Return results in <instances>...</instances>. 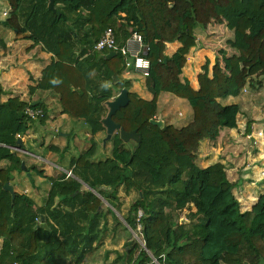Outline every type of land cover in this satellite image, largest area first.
Wrapping results in <instances>:
<instances>
[{"label": "trees", "instance_id": "1", "mask_svg": "<svg viewBox=\"0 0 264 264\" xmlns=\"http://www.w3.org/2000/svg\"><path fill=\"white\" fill-rule=\"evenodd\" d=\"M3 1L10 10L0 24L26 34L51 54L29 92L38 89L57 97L60 112L84 121L94 136L105 130L102 120L113 90L118 93L125 88L128 103L112 119L125 131L135 129L140 140L123 141L116 130L102 140L111 141V155L96 162L89 159L95 152L93 142L70 161L75 177H65L62 171L54 177L24 161L30 177L50 180L44 204L35 209L27 195L14 192L12 198L2 188L10 169H0V264H80L104 230L105 214L116 218L113 208L119 210V185L137 189V200L124 220L135 233L140 225L143 241L142 247L134 242L124 253L127 264H264V192L250 209L241 210L233 192L236 182L225 180L223 165L202 166L197 156L202 139L216 137L222 127L236 126L238 108L220 99L237 95L252 76H264V0H209L205 17L224 22L229 32L225 42L237 54L224 57L223 67L217 56L210 67L205 59L196 88L179 77L189 50L197 46L194 30L205 29V23L197 19L194 0H184L186 6L168 21L173 22L171 36L157 33L153 37L148 35L141 0H53L54 10L48 8V0ZM164 1L167 11L178 8L176 0ZM107 27L120 42L133 31L141 35L148 47L142 54L150 61L145 79L151 99L129 91L130 80L121 77L126 69L118 52L104 57L107 53L92 50ZM162 40H176L180 46L166 56ZM0 46L4 47L1 38ZM161 91L185 98L192 120L181 128L152 124ZM4 94L0 83V161L22 170L23 159L12 146L17 134L25 135L36 120L44 121L46 106L40 101L31 105L33 101L15 95L4 99ZM26 106L42 108L44 116L28 118ZM250 123L247 120L246 134ZM78 175L87 190H80ZM101 198L109 204L105 211ZM187 205L193 210L187 213V222L179 223L178 212Z\"/></svg>", "mask_w": 264, "mask_h": 264}, {"label": "rangeland", "instance_id": "2", "mask_svg": "<svg viewBox=\"0 0 264 264\" xmlns=\"http://www.w3.org/2000/svg\"><path fill=\"white\" fill-rule=\"evenodd\" d=\"M1 6L3 7L1 8ZM6 7H7L6 2L0 0V19H4L6 17V16H1V11ZM220 35L218 36L219 37L218 40H212V42L211 40H209V38H211L213 34L204 32L198 35L197 37L198 39H196V44L198 43V41H200V43L202 44L201 46H204L205 43H213V44L212 45L209 44L208 46L209 56H204V57L200 56V60L198 61V63L192 62L191 59L189 60V63H194V65L191 64V70L193 69L194 72L195 70L201 71V67L204 64L205 59H209V67H210V65L213 63L215 56L218 57L219 64L223 67V59L221 58L222 57L221 54L218 53L219 52L218 48L220 45H226V47L230 46L225 42V39H227V37L229 36V32L225 30V33L222 36ZM213 39H217V38H213ZM188 54L186 56V62H187ZM212 55H214L213 60L209 58ZM0 57H1V53H0ZM12 59L13 58H11V60ZM1 60L2 58L0 59V67H4L5 60L4 61ZM24 77H27V74H24V76L19 74L11 75L9 79L10 82L4 83L3 81L2 88L4 89L5 94L3 95L2 98L5 99L9 95H15L20 99L30 101L33 98L34 94L29 92L28 90L29 85L26 81V78ZM240 92L243 94V99H242L243 101L241 102V105L243 107L247 108L248 104L251 105L254 103H258L263 106L264 76L263 75L252 76L251 80L246 82L245 86L240 90ZM51 105L49 104L46 105L47 107L46 117L44 121L42 123H40L37 120L36 122H34L32 128L34 132L31 133L29 131L25 135L20 136V138L23 139L24 146H22V150H15V151H17V153L21 156L23 161H25V164L27 165L31 163L35 164L38 168L42 167L43 171L47 173H51L54 175V177H57L60 171L66 172L71 170L72 166L70 165V161L72 159H76L78 155L82 151L88 149L93 142L95 145V152L93 153L92 156H90L89 158L90 161H95V162L102 161L111 155V149H112L111 141L107 140L105 141V143H103L102 141L106 135L105 130H101L94 136L90 135V137L87 138V136H85V131H84L85 128L87 127L85 122L83 125H85L86 127L83 129L78 126L77 128L71 125L65 127L62 122L56 124L55 121L57 120L56 118L58 116L56 114L57 112L60 111V108L59 110H56V105L55 107L53 106L54 108ZM178 110H179L178 115H180L179 112L181 111V108H179ZM103 111L105 113V110ZM57 130L59 132L63 131L64 133H69L70 136L68 137L61 136L59 135V132H57ZM233 131L235 132L232 135L234 138L232 136L225 135L224 143H222L221 145L222 146L221 154L222 155L227 154L226 156L232 155L231 158H229L232 161H235V159H237V157H239L240 155H247V157L248 156L254 157L252 154L249 155V152H252V150L250 151V149L246 148L249 144L248 137H245L246 134L245 133L241 134V132L237 131L236 129ZM240 136H242L241 140L238 139V137ZM230 139H236L238 146L232 147L231 144L233 143L231 141L233 140ZM259 143H260V139L258 138L255 147L258 146ZM30 150L33 151L34 153L31 154ZM204 152H205V160L203 161V164L210 163L211 161H213V159H215V155L211 154L209 151L205 150ZM24 154H30L32 156H35L36 160L31 159L30 157L23 156ZM197 156H198V151H197ZM202 156L204 157V155ZM250 160L253 159L249 158V161ZM247 164L248 162L245 163V165ZM242 165L243 166H240L238 169H237V165H234V168L232 169L234 172L233 173L229 172L228 174L224 172V176L226 181L230 183L236 182V185L233 188V192L240 202V209L244 210L247 209V207H249V205L255 200L257 194L258 195L260 194L258 191L259 185L256 183V181L262 182L264 176L263 178H260V176H258L259 174H257L255 177V175L252 173L253 170H251V168L248 169L247 166L244 167V164ZM5 167H8L10 169V171L8 172L9 178L7 182L13 186L14 192L25 194L29 198H31L33 201V205H32L33 209L41 207V205L44 204V201L47 198V194L50 188L49 178L40 177L35 174H33L32 177L30 176L27 177L26 172L28 171L26 169L19 170L15 167H9L7 160L0 161V169H3ZM245 176L246 178H243ZM65 177H75V176L71 171V174L69 176L65 175ZM81 178L83 177L79 176L75 179L81 183L80 190L85 191L88 189V186L86 183L83 182ZM107 190L110 191V188H107ZM93 193L99 196L97 193L95 192ZM137 194L138 193L136 188L132 187L126 190L124 188V185L118 186L116 199L119 210L112 207L113 210L115 211L116 218L112 217L109 213L105 212L106 226L104 230L100 232L99 238L93 242L92 249L89 250V252L86 254V258H84L80 264H127L125 262L124 253L128 250V248L131 247L134 242L138 243V245L142 247L143 241L141 240V234L139 232L140 225H137V233H135L134 231L129 230L124 220V216L128 212V209L137 200ZM257 200L258 198L256 199V201ZM101 201H102L101 208L103 209V211H105L104 206H109V204L104 198H101ZM56 202L57 200H55V203ZM192 208H193L192 205H187L181 211L178 212L179 223L187 222V217H186L187 213ZM164 209L167 210L166 207H164ZM139 212L142 215V212L141 211ZM38 219L40 221L42 220L41 217H38ZM137 250L138 247L134 248L135 254L137 253Z\"/></svg>", "mask_w": 264, "mask_h": 264}, {"label": "crops", "instance_id": "3", "mask_svg": "<svg viewBox=\"0 0 264 264\" xmlns=\"http://www.w3.org/2000/svg\"><path fill=\"white\" fill-rule=\"evenodd\" d=\"M175 4L178 8L177 9L175 8L173 12H171L165 9L164 0L140 1V8L145 16L149 37H153V35H156L157 33H164L169 36L172 35L173 22L168 24V21L172 18V16L175 13H177L176 11L181 12L182 8L186 6V2L184 0H176ZM194 4L198 9L197 19L205 23L204 30H202L201 28H197L194 30L196 34V39H198L197 37L200 33L207 32L209 34H213V36L209 38L211 42L212 40H218L219 38L218 36L220 34H221L220 36H222L225 33L226 28L224 22L215 21L214 18H211L209 16H208L209 18L205 17L206 7L211 5L210 1L194 0ZM0 38L4 42V47L0 46V53H1L0 59L2 58L3 61L5 60L4 67H0L1 85L3 86V81L4 83L10 82L9 79L11 75H18V74L22 76H24V74H27V77L24 78H26L28 85L29 86L35 85L36 83L35 81L40 76L41 69L49 63L51 54L43 51L39 44H35L32 40L28 39L26 37V34L14 32L11 29L1 24H0ZM213 38H217V39H213ZM163 39L165 40V38ZM118 40L116 38V41ZM164 40H162V42H164L165 47L162 53L165 54L166 56H170L180 46V43L176 40L174 41H164ZM121 42L118 41V43ZM209 44L212 45L213 43H205L204 46H201L202 44L200 43V41H198L197 46L189 50L187 62L185 63L184 67L182 68V72L179 75L180 80L183 83H185V85L189 84L194 88L197 87V75L200 71L195 70L194 72L193 69L191 70V64L194 65V63H198V61L200 60V56L203 57L209 56L208 55ZM218 51H219L218 53L221 54L222 59L224 57H230L236 54L235 48L231 46L226 47V45H220ZM213 57L214 55L210 56L209 58L213 60ZM11 58L13 59L11 60ZM190 59L194 63H189ZM121 77L123 79L130 80L129 91L136 92V94L143 99L146 100L151 99L152 95L146 86V79L144 76L140 75V73L126 69L121 74ZM33 94L35 98L33 96L31 101H40L45 106L47 104L51 105L52 103L51 106L55 107L56 105V110H59L60 105L58 103L57 97L51 95L49 92H41L40 90L36 89L33 91ZM116 95L117 93H115V91L113 90V96L111 97V99L114 98ZM242 99H243V94L240 91L235 96H227L225 98L220 99L222 104L228 106H236L238 108V112L235 114L236 126L232 128L227 126L222 127L219 130V134L216 137L202 139L198 146V159L199 161H201L200 164L202 166H208L215 162H220L223 165V172H226L227 174L229 172L231 173L234 172L232 170L234 168V165H237V169H238L240 166H243L242 164H244V167L247 166L248 169L251 168V170H253L252 173L255 175V177L257 174H259L258 176H260V178H263L264 176V105L262 106L258 103H254L251 105L248 104V107L245 108L241 105V102L243 101ZM179 108H181V111L179 112L180 115H178ZM156 109L157 111L154 117L160 116L164 124H170L175 128H181L182 126H185L188 122L192 120V109L188 104L187 100L185 98L178 97L168 91H161L158 94ZM59 112H57L56 114L58 115L56 118L57 120L55 121L56 124L62 122L65 127L70 125L73 127L78 126L81 127L82 129L86 127L85 125H83L84 121H82L81 119L73 118L70 115L63 114L61 112L59 114ZM247 120L251 121L248 134H246V130H245ZM235 129L241 132V134L245 133L246 134L245 137H248V140H249V136L254 137V139H256L255 140L256 142L258 138L260 139V143L258 144V146L255 147L256 142H254L253 146L249 148L250 151L252 150V152H249V155L252 154L254 157H249V156L247 157V155H240L239 157H237V159H235V161H232L229 159L231 158L232 155L226 156L227 154L224 155L221 154L222 153L221 145L222 143H224L225 135L232 136L233 133H235L233 131ZM84 131H85V136L89 138L91 134L89 133L88 128L86 127ZM30 132L32 133L34 132V130L31 129ZM59 135L66 137L70 136L69 133H64L63 131L59 132ZM238 139L241 140L242 136L238 137ZM230 140H233L231 141L233 143L231 144L232 147L238 146L236 139H230ZM22 144L24 146L23 139H22ZM205 150L215 155V159H213V161H211L210 163L203 164V161L205 160V152H204ZM202 155H204V157ZM249 158H252L253 160L249 161ZM247 162L248 164L245 165V163ZM243 178H246V176ZM256 183L259 185V189H258L259 193L262 194L264 192V179L262 182L256 181ZM259 195L257 194L255 200L249 205V207H247V209H250V207L256 202V199L258 198Z\"/></svg>", "mask_w": 264, "mask_h": 264}, {"label": "built area", "instance_id": "4", "mask_svg": "<svg viewBox=\"0 0 264 264\" xmlns=\"http://www.w3.org/2000/svg\"><path fill=\"white\" fill-rule=\"evenodd\" d=\"M10 7L7 6L1 11V16H6ZM148 47L144 45L142 37L137 32L133 31L122 43H118L114 36V31L111 27L105 28L101 36L96 40L92 46V50L96 52H115L119 53L123 57L124 68H131L133 71L140 73L142 76L148 75L150 61L142 53H144ZM24 114L30 119H38L44 116V111L40 107L26 106L24 108ZM57 132H59L57 130ZM17 137H20L17 134ZM256 139H254V142ZM67 176L71 174V170L65 172ZM141 213H138L140 217ZM37 223H40L38 218L35 219Z\"/></svg>", "mask_w": 264, "mask_h": 264}, {"label": "water", "instance_id": "5", "mask_svg": "<svg viewBox=\"0 0 264 264\" xmlns=\"http://www.w3.org/2000/svg\"><path fill=\"white\" fill-rule=\"evenodd\" d=\"M171 4L172 3H170L169 5L171 6ZM53 5H54L53 0H48V8L51 10H54ZM113 56H115V52L113 51L108 52L107 54L104 55V57H113ZM127 92H128L127 89L122 88L120 89V91L117 93V95L114 98L106 101L108 112L106 116L104 117V119L102 120V123L105 126V131H106L105 139H109L112 133L117 130L119 131L120 138L123 141H128L130 139H133L136 141L140 140V134L137 133L135 129L131 131H125L124 128L119 125V123L115 122L112 119V115L116 110L127 105L128 100H129ZM38 102L39 101H33L31 102V105H35ZM150 122L154 125H157L159 128H162L164 126V122L160 116L150 119ZM253 144H254V137L249 136V144L246 148L249 149V147H252ZM22 146H23L22 139L18 137L15 141V144L12 146V149L22 150ZM20 166L22 170L26 169L24 161H21ZM26 173L29 176V172H26ZM2 188L8 191L11 194L12 198L14 197L15 194H14L13 186L11 184H9L8 182H5ZM41 218L43 219L42 216Z\"/></svg>", "mask_w": 264, "mask_h": 264}, {"label": "clouds", "instance_id": "6", "mask_svg": "<svg viewBox=\"0 0 264 264\" xmlns=\"http://www.w3.org/2000/svg\"><path fill=\"white\" fill-rule=\"evenodd\" d=\"M54 83L58 82V81H53Z\"/></svg>", "mask_w": 264, "mask_h": 264}, {"label": "bare ground", "instance_id": "7", "mask_svg": "<svg viewBox=\"0 0 264 264\" xmlns=\"http://www.w3.org/2000/svg\"><path fill=\"white\" fill-rule=\"evenodd\" d=\"M25 153V152H24Z\"/></svg>", "mask_w": 264, "mask_h": 264}]
</instances>
